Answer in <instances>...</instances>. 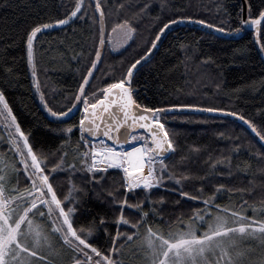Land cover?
<instances>
[{
    "label": "snow or ice",
    "instance_id": "snow-or-ice-1",
    "mask_svg": "<svg viewBox=\"0 0 264 264\" xmlns=\"http://www.w3.org/2000/svg\"><path fill=\"white\" fill-rule=\"evenodd\" d=\"M192 7L191 2L183 4L180 0H160L155 6L150 0H68L57 8L63 18L48 22L39 19L25 29L23 43L32 86L52 123L65 124L76 113L81 115L78 123L58 129L56 138L63 139V144L55 149L46 147L21 126L0 87V119L8 132L0 144L6 141L12 153L11 157L0 155V264H126V249L142 264H264V109L257 116L223 104L182 102L179 89L173 90V96L163 86L153 92L154 103L140 101L141 91L152 90L145 69L157 55L166 60L176 51L185 55L191 52L205 68L216 63L199 47L198 40L181 41L162 54L164 39L177 26H199L211 30L210 34L224 35L247 27L264 54V0H241V27L234 30L223 23L235 22L223 0H213L212 7L200 5L197 13ZM154 8L158 11L153 15ZM201 13L216 19H205ZM150 15L151 28L146 29L150 34L138 43L141 25ZM79 22L93 25L96 36L92 51L88 52L77 91L54 106L41 90L34 47L45 33ZM117 38L118 47L109 48ZM85 51L73 52L72 59L79 63ZM106 55L122 59L110 66V72H101ZM189 59L184 60L186 70ZM12 71L5 69V75L11 76ZM152 71L148 70L149 75ZM97 72L100 76L95 75ZM105 78L113 82L103 88L92 83ZM155 83L158 80L153 77ZM221 91L222 85L217 83L216 93ZM196 114L220 121L231 117L258 138L259 151L251 152L250 159L259 165V200L248 202L258 194L255 174L246 187L211 186L213 181L232 178L241 171L237 166V173H233L230 159L209 156L203 175L188 169L190 156L184 155L179 134L169 131V124L178 117ZM121 129L128 133L124 139ZM77 133L78 139L72 140ZM218 135L223 139L226 133ZM72 145L71 152L65 150ZM191 151L202 150L197 147ZM177 155L179 163L172 159ZM221 165L223 169L217 171ZM110 169L122 172L119 188L106 191L105 199L119 212L112 221L93 215L87 207V194L104 187ZM161 189L179 197L174 202L176 207L182 200L197 206L188 213H166L167 198L153 199ZM129 196L140 198L132 202ZM224 197L230 203L222 206L217 201ZM127 210L134 211L135 219L125 215ZM110 226L115 233L109 231ZM97 232L106 236L103 245L97 244Z\"/></svg>",
    "mask_w": 264,
    "mask_h": 264
},
{
    "label": "trees",
    "instance_id": "trees-1",
    "mask_svg": "<svg viewBox=\"0 0 264 264\" xmlns=\"http://www.w3.org/2000/svg\"><path fill=\"white\" fill-rule=\"evenodd\" d=\"M122 2H127V0H122ZM150 2L155 6L160 3V0H150ZM189 2L193 5L191 8L193 13L200 12V5L213 6V0H180V3L183 4ZM65 3H68V0H0V87L5 90L9 104L18 119L22 121L21 126L31 131L35 140L53 149L64 142L63 139L56 138L59 134L58 129L78 123L81 114L76 113L65 124L52 123L53 118L43 109L38 94L32 86L33 82L30 76V67L26 63L23 38L25 29L33 21L43 19L48 22L49 20L54 21L56 18H63L62 15L58 16L57 8ZM223 3L227 5L235 19V22L224 20V25L233 30L241 27L238 19L240 0H223ZM60 11L62 13L63 9L61 8ZM155 11H158V8H154L153 15ZM201 15L205 19H216L215 15H204L203 13ZM150 21L151 15L144 19L140 29L141 35L137 37L138 43L150 34L149 31H146V29L151 28ZM110 24L111 21H109L106 35L107 32H110ZM232 35H234L233 38H220L191 27H180L168 33L161 46L162 54L166 49L178 45L181 41L187 44L192 40H198L199 47L210 54L216 63L205 68L200 65L198 58L194 57L191 52L185 55L182 51H176L174 56L169 54L166 60L162 55H157L145 69V77L148 79L149 87L152 90L141 91V103H149L150 101L154 103L153 92L163 86V89L173 96H175L173 90L179 89L182 102L192 100L194 103L206 102L209 105L223 104L248 115L256 114L258 116L259 111L264 109V62L255 47L252 32L242 29ZM95 36L96 32L93 30L92 24L79 22L73 23L65 29H56L45 33L36 43L34 58L41 90L45 92L54 106L63 104L65 97L77 91L79 83L82 82L81 72L88 60V52L92 51L91 45ZM76 43H79L80 47H77ZM81 48L86 49L84 59L77 63L72 59L73 52L79 54ZM109 48H111L110 45ZM173 50L175 51V49ZM187 58L191 59H189L186 70L184 60ZM121 59L119 56L106 55L100 66L101 72L104 69H108L110 72V66L114 63L118 64ZM7 68L13 70L11 76L5 75ZM149 69L153 70L151 75H149ZM95 75L100 76V72ZM153 77L158 80V83L153 84ZM9 80L11 83L6 82ZM110 82L113 81L106 78L92 81L93 85L98 84L100 88L105 87L106 83ZM217 83L222 85V91L219 94L216 93ZM140 88L143 89V82ZM232 93L237 95L234 96ZM159 98V96L156 97V99ZM206 117L201 115L178 117L169 124V131L179 134L180 146L184 155L190 156L188 169L194 174L203 175L207 167L205 161L209 159V156L215 160L230 159L233 173H237V166L241 171L232 178L225 176L213 181L211 186L222 183L226 187H246L248 181L252 180L255 174L254 183L258 189V194L248 201L249 204L254 203L260 199L259 186L262 183L257 173L258 162L250 159L251 152L259 151L257 141L237 122L229 119L224 121L205 119ZM221 124L224 126L221 127ZM220 132L226 133L223 139L218 135ZM78 135L77 133L71 139L77 140ZM2 139L0 128V140ZM232 141H237V143H232ZM74 147L75 145H72L65 150L71 152ZM197 147L202 151H191ZM4 153H7L9 157L12 155L10 146L6 141L0 144V155ZM172 159L179 163L181 158L177 155ZM249 168L250 171H248ZM222 169L223 165L217 171ZM121 175L122 173L118 170H109L108 179L104 181V187L94 189L87 194L89 200L87 207L93 215L106 216L109 221L114 220L119 215L118 210L105 199V196L106 191L112 190L113 187L119 188ZM77 182H79V177ZM195 187H199V185L197 184ZM191 188L192 185H189V190ZM64 192L67 193L68 189H64ZM142 195L141 193L140 197ZM205 195H210V193L206 192ZM160 196L167 198L166 213H175L176 215L182 212L188 213L197 206L196 202L182 200L181 205L176 207L174 202L179 197L163 189L156 192L153 199ZM140 197L129 196V199L135 202ZM245 199L248 197L246 196ZM234 200L235 198L232 202ZM217 202L222 206L230 203L228 197ZM144 210L148 209L145 208ZM125 215L135 219L133 210H127ZM109 231L115 233L116 229L110 226ZM95 236L98 246L103 245L106 236L100 232H97ZM125 251L126 264H133L128 257L127 249Z\"/></svg>",
    "mask_w": 264,
    "mask_h": 264
},
{
    "label": "water",
    "instance_id": "water-1",
    "mask_svg": "<svg viewBox=\"0 0 264 264\" xmlns=\"http://www.w3.org/2000/svg\"><path fill=\"white\" fill-rule=\"evenodd\" d=\"M240 2H241V0H240ZM180 27H191V28H196V29H200V30H202V31H205V32H207V33H209V34H210V31H211V30H208V29H205V28H199V26H177V28H180ZM177 28H176V29H177ZM243 30H246V31L252 32V31H251L249 28H247V27H244ZM252 33H253V32H252ZM212 35H215V36L220 37V38H227V39H229V38H233V37H234V35H224V34H221V33H215V34H212ZM254 44H255V43H254ZM255 47H256V49H257V51H258L259 56L261 57L262 61L264 62V54H261V53L259 52V49H258V47L256 46V44H255ZM196 115H200V114H196ZM204 116H207V114H204ZM227 119L233 121V119H232L231 117H229V118H227ZM235 122H237V123L240 124L239 121H235ZM244 128H245V127H244ZM245 129H246V128H245ZM246 130H247V131L252 135V137H253V134H252L248 129H246ZM121 133H122V136H121L122 139H124V137L128 135V133L125 132L124 129H121ZM133 134H137V133H133ZM253 138H254V137H253ZM254 139L257 141L258 138H254Z\"/></svg>",
    "mask_w": 264,
    "mask_h": 264
},
{
    "label": "rangeland",
    "instance_id": "rangeland-1",
    "mask_svg": "<svg viewBox=\"0 0 264 264\" xmlns=\"http://www.w3.org/2000/svg\"><path fill=\"white\" fill-rule=\"evenodd\" d=\"M118 43H119V38H117V42L116 43H113L111 44V48H116L118 47ZM0 128H1V136L2 138L3 137H6L8 135V132L7 130L5 129V126H4V121L2 119H0ZM0 167H3V164H0ZM111 170V169H110ZM122 173V172H121ZM259 208V206L257 207ZM249 214L251 215V212H249ZM135 243H139L138 241L135 242ZM127 252L129 253L128 254V257L129 259L132 261L133 264H142V260L137 258L136 254L135 253H132L130 251L127 250Z\"/></svg>",
    "mask_w": 264,
    "mask_h": 264
},
{
    "label": "bare ground",
    "instance_id": "bare-ground-1",
    "mask_svg": "<svg viewBox=\"0 0 264 264\" xmlns=\"http://www.w3.org/2000/svg\"><path fill=\"white\" fill-rule=\"evenodd\" d=\"M132 162L134 163L135 161L133 160Z\"/></svg>",
    "mask_w": 264,
    "mask_h": 264
}]
</instances>
